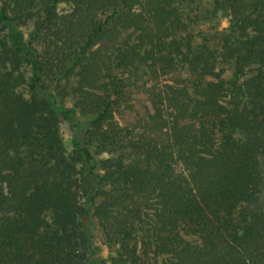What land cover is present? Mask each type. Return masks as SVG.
I'll return each instance as SVG.
<instances>
[{"label": "trees", "instance_id": "16d2710c", "mask_svg": "<svg viewBox=\"0 0 264 264\" xmlns=\"http://www.w3.org/2000/svg\"><path fill=\"white\" fill-rule=\"evenodd\" d=\"M263 195L264 0H0V264H264Z\"/></svg>", "mask_w": 264, "mask_h": 264}, {"label": "rangeland", "instance_id": "374dc122", "mask_svg": "<svg viewBox=\"0 0 264 264\" xmlns=\"http://www.w3.org/2000/svg\"><path fill=\"white\" fill-rule=\"evenodd\" d=\"M69 137H70V135L67 133V134H66V138L69 139ZM261 205L264 206V195H263V197H262Z\"/></svg>", "mask_w": 264, "mask_h": 264}]
</instances>
